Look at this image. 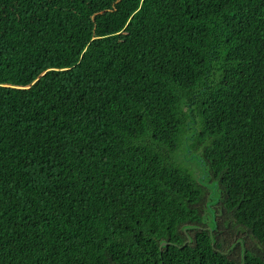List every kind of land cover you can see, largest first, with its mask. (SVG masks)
<instances>
[{
  "label": "trees",
  "instance_id": "1",
  "mask_svg": "<svg viewBox=\"0 0 264 264\" xmlns=\"http://www.w3.org/2000/svg\"><path fill=\"white\" fill-rule=\"evenodd\" d=\"M0 264H264V0H0Z\"/></svg>",
  "mask_w": 264,
  "mask_h": 264
},
{
  "label": "rangeland",
  "instance_id": "2",
  "mask_svg": "<svg viewBox=\"0 0 264 264\" xmlns=\"http://www.w3.org/2000/svg\"><path fill=\"white\" fill-rule=\"evenodd\" d=\"M190 143L191 141L187 139L183 141L176 159L183 168L188 170L195 178L199 179L202 173V166L195 157L197 155H193L194 152L189 148Z\"/></svg>",
  "mask_w": 264,
  "mask_h": 264
},
{
  "label": "water",
  "instance_id": "3",
  "mask_svg": "<svg viewBox=\"0 0 264 264\" xmlns=\"http://www.w3.org/2000/svg\"><path fill=\"white\" fill-rule=\"evenodd\" d=\"M167 244H168L167 242H163L161 247L166 246Z\"/></svg>",
  "mask_w": 264,
  "mask_h": 264
}]
</instances>
